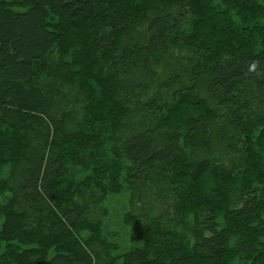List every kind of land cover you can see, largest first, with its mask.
Listing matches in <instances>:
<instances>
[{
  "label": "trees",
  "instance_id": "obj_1",
  "mask_svg": "<svg viewBox=\"0 0 264 264\" xmlns=\"http://www.w3.org/2000/svg\"><path fill=\"white\" fill-rule=\"evenodd\" d=\"M0 264H264V0H0Z\"/></svg>",
  "mask_w": 264,
  "mask_h": 264
},
{
  "label": "rangeland",
  "instance_id": "obj_2",
  "mask_svg": "<svg viewBox=\"0 0 264 264\" xmlns=\"http://www.w3.org/2000/svg\"><path fill=\"white\" fill-rule=\"evenodd\" d=\"M183 24H184L183 25L184 28L187 30L189 28L188 21H184ZM155 67L157 68L158 65H155ZM45 76L42 79L44 81V83L47 82L49 79V78H47V75H45ZM153 83H154V81L151 82L150 84H148L142 93H136V96L142 97L141 95H147L149 91H153V90L156 91V92L154 91L156 94L159 93L158 92L159 87H156V86L153 87ZM154 85H158V84H154ZM160 91L161 92L159 93V95H161V98H164V97L168 98L169 97L166 90L162 89ZM68 97H69L68 98L69 102L75 101V102H77V104H79V100H78L79 97L76 95V92L74 90H73L72 94H71V92H68ZM170 201H171L170 198L166 200V207L163 205L158 206L155 203H151V202L149 203V201H147L146 203H143V204H139L137 206V210H136V217L137 218H136L135 223H134L136 231L133 230L131 227L126 226L124 224L123 219L121 217L122 212L119 210V208L114 207L112 205L111 211L113 210L114 213L111 212L110 215L108 216V217H110V221L107 225H108V227L110 225L112 228H116L117 226H119L121 229H123L125 231V233L127 234L126 235L127 237L132 236L135 233V240L139 244H142L143 240L146 237V227H147V225H149V223L152 222V220H154V219L158 220L160 218L161 219L162 218L167 219V217L170 218L173 214H175V208L172 209V207L170 206ZM93 203H92L93 214L97 215L100 218L106 217L105 216L106 214L103 211V209H104L103 206H102V210H99V208L101 206H97L98 204H95V203L93 204ZM123 239L124 238H121L119 240L121 241Z\"/></svg>",
  "mask_w": 264,
  "mask_h": 264
}]
</instances>
